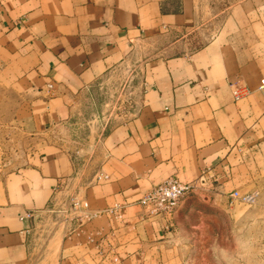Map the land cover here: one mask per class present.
Instances as JSON below:
<instances>
[{"label":"crops","instance_id":"crops-1","mask_svg":"<svg viewBox=\"0 0 264 264\" xmlns=\"http://www.w3.org/2000/svg\"><path fill=\"white\" fill-rule=\"evenodd\" d=\"M250 5L234 7L209 43L171 53L169 32L196 26L198 0H0V97L19 101L11 123L24 134L57 138L35 165L2 178L0 264H32L36 219L66 196L102 225H88L98 238L80 239L79 230L63 240L56 264H143L127 234L141 224L147 190L170 176L228 184L240 162L233 157L264 147V0ZM116 72L123 84L141 77L124 117L92 95ZM238 85L251 93L235 101ZM91 100L98 106L87 111ZM96 145L98 174L108 178L80 167ZM27 211L34 218L21 220Z\"/></svg>","mask_w":264,"mask_h":264},{"label":"rangeland","instance_id":"rangeland-1","mask_svg":"<svg viewBox=\"0 0 264 264\" xmlns=\"http://www.w3.org/2000/svg\"><path fill=\"white\" fill-rule=\"evenodd\" d=\"M198 1L200 21L196 26L169 32L168 39L175 46L171 53L177 52L178 47L183 45L186 51L194 52L209 43L218 29L227 27L228 17L242 1H249L250 9L258 5V0ZM140 78L137 76L131 84H123L127 76L116 72L106 78V85L100 91H94L92 95L101 97L100 104L107 106L108 114L113 111L116 116L124 117L125 112L135 107L137 96L142 91ZM1 97L0 186L3 177L35 165L41 157L53 151V146H57L53 144L57 138L51 132H44L35 138L12 124L19 101L11 98V94L7 95V99ZM98 103L91 100L85 108L93 111ZM89 125L90 118H82L80 130L84 131ZM63 132L61 134L65 135ZM66 140L67 136H64ZM59 145L64 149L72 147V144ZM98 149L96 145L83 157H87L86 161L81 159L83 166L80 167L89 170V177L100 172ZM237 158L240 160L238 169L234 170L228 184L221 183L214 175L205 181L188 184L189 190L171 213L151 215L139 203L142 208L141 224L131 229L127 236L138 239L143 264H264V147L249 146L233 160ZM234 190H257L259 196L253 204L232 201L230 193ZM73 203V197L66 196L56 213L48 211L38 216L32 233L35 248L32 264H56L63 240L79 230L80 239L99 237L100 234L90 232L88 225H102L101 221L97 222L100 216L88 218L80 207L81 202L77 209H74ZM84 227H87L86 230H83ZM89 248L85 246L84 250Z\"/></svg>","mask_w":264,"mask_h":264},{"label":"built area","instance_id":"built-area-1","mask_svg":"<svg viewBox=\"0 0 264 264\" xmlns=\"http://www.w3.org/2000/svg\"><path fill=\"white\" fill-rule=\"evenodd\" d=\"M259 89L264 91V83L259 86ZM251 89L248 86L238 85L233 89V97L235 101H239L249 95ZM108 178L103 174H97V179ZM190 185L182 183L174 176H170L163 180L161 183L147 190L142 197L139 199V203L147 209L149 214L157 215L162 213H171L178 206L180 200L189 190ZM259 196V191H246L240 192L239 190H234L230 193V198L232 201H239L246 204H253L257 201ZM81 201H74V209H77ZM81 208H83L84 214L88 218H93L98 213H86L85 210L88 208L87 203H80ZM114 209L109 210V213H115ZM34 218L33 211H27L24 215L20 216L21 220H29ZM29 231V229H28Z\"/></svg>","mask_w":264,"mask_h":264}]
</instances>
